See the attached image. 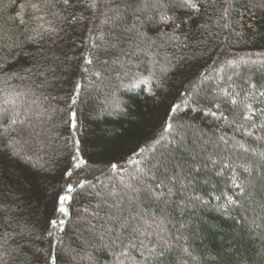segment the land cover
<instances>
[{
    "label": "trees",
    "instance_id": "obj_1",
    "mask_svg": "<svg viewBox=\"0 0 264 264\" xmlns=\"http://www.w3.org/2000/svg\"><path fill=\"white\" fill-rule=\"evenodd\" d=\"M196 2L0 0V264H264V0Z\"/></svg>",
    "mask_w": 264,
    "mask_h": 264
},
{
    "label": "snow or ice",
    "instance_id": "obj_2",
    "mask_svg": "<svg viewBox=\"0 0 264 264\" xmlns=\"http://www.w3.org/2000/svg\"><path fill=\"white\" fill-rule=\"evenodd\" d=\"M181 2H182V4H183L184 6H186V7H188V8H191V9H197V8H198V4H197L196 0H181ZM63 3H64L65 5H68L69 0H63ZM93 6H94V5H93ZM33 7H37V5H33ZM162 19H165V18L162 17ZM166 19H171V18L169 17V18H166ZM37 35H39V33H37ZM30 38H31V37H30ZM89 62H90V61H89ZM222 91H223V90H222ZM261 95H264V93H261ZM233 102L235 103V100H233ZM245 107H246L249 111L252 110V105H250V104H249V105H245ZM212 115H215V113H212ZM245 119H250V117L246 115V116H245ZM14 154H16V153H14ZM112 167H113V168H116L117 165H112ZM68 187H69V190H71V185H69ZM66 199H67L66 196H61V197H60V201H61V202H63V201L66 200ZM228 200H229V203L232 202L231 197H229ZM59 211H60V212H65V211H66L62 204H61V206H60V208H59ZM61 223H62V222H61ZM51 224H52L53 227H55L56 224H57V221H56V220H53V221L51 222Z\"/></svg>",
    "mask_w": 264,
    "mask_h": 264
},
{
    "label": "rangeland",
    "instance_id": "obj_3",
    "mask_svg": "<svg viewBox=\"0 0 264 264\" xmlns=\"http://www.w3.org/2000/svg\"><path fill=\"white\" fill-rule=\"evenodd\" d=\"M117 99H118V97H113V98L109 99V100L106 101V102H104V101H100V103H99V104H96L95 107H96V108L104 107V108L108 109L110 105H112V104L115 105L116 103H118V102H116ZM111 103H112V104H111ZM81 164H82L81 162L78 163V164L73 168V170L77 172V170L79 169V166H81Z\"/></svg>",
    "mask_w": 264,
    "mask_h": 264
}]
</instances>
